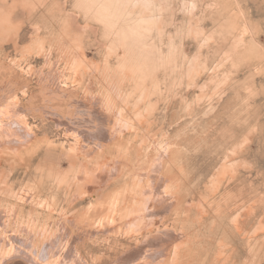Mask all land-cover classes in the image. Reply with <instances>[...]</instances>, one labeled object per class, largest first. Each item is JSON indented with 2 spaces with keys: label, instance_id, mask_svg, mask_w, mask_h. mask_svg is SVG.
<instances>
[{
  "label": "rangeland",
  "instance_id": "374dc122",
  "mask_svg": "<svg viewBox=\"0 0 264 264\" xmlns=\"http://www.w3.org/2000/svg\"><path fill=\"white\" fill-rule=\"evenodd\" d=\"M0 264H264V0H0Z\"/></svg>",
  "mask_w": 264,
  "mask_h": 264
},
{
  "label": "bare ground",
  "instance_id": "6f19581e",
  "mask_svg": "<svg viewBox=\"0 0 264 264\" xmlns=\"http://www.w3.org/2000/svg\"><path fill=\"white\" fill-rule=\"evenodd\" d=\"M105 128V127H104ZM106 129V128H105ZM103 130V129H102ZM103 132V131H102ZM106 133V132H105ZM94 138V137H93ZM159 188V187H158Z\"/></svg>",
  "mask_w": 264,
  "mask_h": 264
}]
</instances>
